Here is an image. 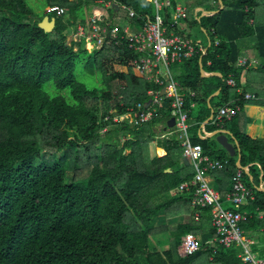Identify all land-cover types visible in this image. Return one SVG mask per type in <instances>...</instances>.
<instances>
[{"label":"trees","instance_id":"1","mask_svg":"<svg viewBox=\"0 0 264 264\" xmlns=\"http://www.w3.org/2000/svg\"><path fill=\"white\" fill-rule=\"evenodd\" d=\"M172 1L187 7L181 23L201 28L210 39L206 51L198 49L174 72L182 93L195 94L186 99V111L193 103L198 107V113L190 115L196 122L192 142L205 156L227 162L209 174L224 203L239 171L237 157L230 158L214 139H199L197 131L212 113L207 130H220L215 121L218 108L241 107L238 117L223 128L239 145L241 166L248 168L244 182L255 199L231 209L248 211L251 218L244 230L264 242V13L259 15L264 0ZM118 2L121 11L111 8L110 14L118 13L114 24L121 34L128 25L140 27L146 16H154L148 0ZM219 2L220 13L199 19L196 9L209 11ZM93 3L44 0L43 11L67 10L64 17L52 16L56 27L46 34L39 28L46 12L37 17L26 0H0V264H246L241 248L207 242L217 237L210 208L193 209L190 193L174 195L195 172L184 163L179 141L158 137L171 118V103L164 98V105L140 126L114 123L131 110L137 118L139 106L145 108L151 100L150 92L163 88L140 74L137 62L146 55L125 39L91 52L85 40L69 41ZM126 7L137 17L129 20ZM162 15L169 34L185 35L173 21L172 9ZM243 57L257 60L259 66H240ZM202 67L222 77H202ZM83 74L95 77L97 85L80 81ZM230 75L244 94L263 100L245 101L226 85ZM219 91L213 106L210 98ZM153 143L166 155L152 157ZM161 219H169V225L180 223L158 227ZM188 235L206 243L193 257L182 258L178 249ZM153 240L161 250L153 247ZM254 250L264 257L263 246Z\"/></svg>","mask_w":264,"mask_h":264},{"label":"built area","instance_id":"2","mask_svg":"<svg viewBox=\"0 0 264 264\" xmlns=\"http://www.w3.org/2000/svg\"><path fill=\"white\" fill-rule=\"evenodd\" d=\"M149 1L155 7V14L145 17L142 29L129 26L124 30V34H121V30L112 25L104 15L94 14L88 22L81 23L76 27L73 33L76 38L74 40H85L86 48L91 52L117 44L125 39L130 43L132 49L146 55L137 62L138 70L148 79V82L166 88V97L171 100V116L175 120V127L173 132H169V135L179 141L184 159L190 163L195 172L192 180L175 189L174 195L190 193L193 209L197 211L211 209V226L216 230V243L226 249L241 248L240 257L246 264H264V257L255 252L254 243L243 228V224L250 220L251 214L248 211L223 209L218 193L210 185L209 174L223 169L227 162H220L205 156L201 146L193 144L190 135L189 115L186 111V99L181 93L180 86L169 73L170 65L190 60L198 53V49L202 50L201 46L190 38L178 34L168 35V27L165 25L162 15L163 11L166 8L172 9L173 21L177 24L185 19L187 8L179 3L174 5L172 0ZM94 3L99 6V9L108 10L117 3V0H94ZM128 12L131 18H136L138 15L134 9H128ZM47 14L61 18L67 14V10L52 7L48 8ZM252 24H254L253 21ZM218 43L219 39L216 40V44ZM254 63H256L254 60L249 61L246 57L239 61L240 66L243 67L254 66ZM162 70H166L164 74H162ZM225 83L229 88L237 89L238 94L244 96V100L247 102L263 100L254 94H244L242 89H238V82L233 75H230ZM151 96V107L154 108L152 112H144L143 105H140L141 113L137 118L134 117V110H131L128 117L114 118V123L129 122L133 126L148 123L157 108L163 105V96L159 92H151ZM191 96L195 95L192 93ZM240 113V106L226 104L217 110L215 121L220 128L231 123ZM165 137L163 136L162 139ZM244 173L247 174L246 171L239 169L235 177L232 178V187L226 196V202L231 206H243L255 199L254 191L244 182ZM262 188H264V184L260 185V189ZM263 217L264 214L261 215V218ZM199 219L200 216L197 212L195 220L199 221ZM202 247V240L197 236L188 235L183 238L178 253L182 258H190L196 255Z\"/></svg>","mask_w":264,"mask_h":264},{"label":"crops","instance_id":"3","mask_svg":"<svg viewBox=\"0 0 264 264\" xmlns=\"http://www.w3.org/2000/svg\"><path fill=\"white\" fill-rule=\"evenodd\" d=\"M149 1V0H148ZM150 2V1H149ZM151 3V2H150ZM179 4H181V3H179ZM181 5H183V4H181ZM218 5H219V7L217 6V4H215V3H213V4H211L210 6H209V11L208 10H205L204 8H198V9H196V14L198 15V14H200L199 15V19L200 18H202V17H212V16H206V13H216V12H219V10H221V5H220V2L218 3ZM184 6V5H183ZM186 7V6H185ZM121 8H122V5L121 4H119V2H118V0H117V3L116 4H114V6L112 7V9H114L116 12H118V11H121ZM187 8V7H186ZM110 9L111 8H109L108 10H105V9H99V6L98 5H96L95 3H93L92 5H91V8L87 11V12H92V14L90 15L91 17H92V15H94V14H98V15H104L105 16V18H107V20L112 24V25H114V26H116L115 24H114V22L116 21V19H118L119 18V15H118V13L116 14H114V16L112 17L111 16V14H110ZM128 9H133V8H131V7H126V9H125V11H124V13L126 12L127 14H128V19L130 20V19H134V18H131L130 17V15H129V12H128ZM153 11H154V14H155V7H154V9H153ZM263 13H264V9H262V11L260 12V16L262 17L263 16ZM153 14V15H154ZM90 17V18H91ZM90 18H86L87 19V21H85L84 23H86V22H88V20L90 19ZM164 18V17H163ZM82 22L80 21V23H78V25L79 24H81ZM179 24V26H180V29H183V30H185V35L183 36V37H187V38H190V36L188 35L189 33V31H191L192 29H195V28H197V37H198V41L196 42V43H198V44H200V46H201V48L202 49H204L205 51L210 47V39L208 38V36L202 31V29L201 28H198V27H188V26H186V25H184L183 23H181V21L178 23ZM77 25V26H78ZM144 25V24H143ZM143 25H141L140 27H138V26H135V25H128L127 27H129V26H132L133 28L134 27H137L138 29H142V27H143ZM126 27V28H127ZM76 29V28H75ZM74 28H73V30H75ZM73 33H74V31H73ZM170 34H175V33H170ZM169 34V30H168V35H170ZM179 35V34H178ZM182 36V35H181ZM191 39V38H190ZM256 63H258V66H259V62L257 61V60H254ZM180 64L181 63H177V64H172V65H170V67H169V73H170V75H171V77L174 79V81H175V78H174V72H175V70L176 69H178L179 67H180ZM257 66V67H258ZM201 75H202V77H209V76H218V77H222V75L221 74H219V73H217L218 75H212L213 73H209V72H207L206 70H204L203 69V67L201 68ZM165 71L166 70H162V74H164L165 73ZM141 74V73H140ZM142 75V74H141ZM246 75V71L244 72V76H243V78H242V83H243V86H244V83H245V76ZM143 76V75H142ZM145 77V76H144ZM147 79V78H146ZM147 81H148V79H147ZM176 82V81H175ZM150 83V82H149ZM177 83V82H176ZM178 84V83H177ZM156 85V84H155ZM179 85V84H178ZM160 87V86H159ZM181 89V88H180ZM163 90H164V88H163ZM163 90L162 91H157V92H155V91H152V92H155V93H160L162 96H163V105H164V98H166V100H168L170 103H171V100H169L167 97H166V94H163ZM243 91V90H242ZM181 93H182V91H181ZM183 95H184V97H185V99H187V98H191L192 96H191V94H192V92L191 91H185V93H182ZM194 94V93H193ZM219 94H220V91L219 92H217L212 98H210V100H212L211 102H212V105L213 106H215V105H217L218 104V101H217V97L219 96ZM251 94V93H250ZM195 95V94H194ZM150 96H151V92H150ZM195 97V96H194ZM194 97H192V98H194ZM151 99H152V96H151ZM210 100L208 101V103H210ZM150 101H152V100H150ZM152 104V103H151ZM162 105V106H163ZM147 106V105H146ZM161 106V107H162ZM171 106V105H170ZM161 107H158V108H161ZM143 108H144V106H143ZM152 107L150 106L149 108H144V112L145 111H149L150 112V109H151ZM219 109V108H218ZM188 112V115H189V126H190V135H191V130H192V128H195L196 127V122H194V121H192V119H190V115H192V114H197L198 113V107L193 103V104H191V106H190V109L187 111ZM170 114H171V111H170ZM211 117H212V115L210 116V118L208 119V120H206L202 125H201V128L197 131V136H198V138L199 139H201V140H203V141H205V140H207V139H214L215 141H216V137L217 136H215V137H213V134L214 133H219V134H225V133H229L230 135H231V133L229 132V130L227 129H225L224 130V128H223V126L222 127H220V130H216V131H213V132H210L209 133V131L207 130V127L209 126V124H210V122H211ZM173 118H172V116H171V118H170V120H169V122L172 120ZM263 120H264V117H263ZM213 121V120H212ZM168 122V123H169ZM168 126V125H167ZM175 127V126H174ZM174 127L172 128V129H169L168 127L164 130V133H160V135L158 136L159 137V139L160 140H162V141H171V140H176L175 138H174V136H171V135H169V132H173V129H174ZM259 131L261 132V131H263V126L262 125H260V127H259ZM163 136H166L164 139H162V137ZM191 137H192V135H191ZM227 138H229L228 136H227ZM233 141H235V140H233L232 139V135H231V138H229V143L230 144H232V145H235V142H233ZM153 144H156V147H157V143H153ZM157 149V151L159 150V151H161V152H163V154L161 155H157L158 157H163V156H165L166 155V152L164 151V150H162V149H160V148H156ZM156 156V155H155ZM190 166V165H189ZM209 180H210V185L212 186V178L209 176ZM262 185H263V183H261ZM212 188H213V186H212ZM216 191V190H215ZM217 192V191H216ZM218 193V192H217ZM225 204H228V202H226V198H225V202H224ZM222 204V203H221ZM232 208V207H231ZM231 208H227V209H231ZM246 232V235L253 241V243H254V245H253V247H255V246H260V247H262L263 246V248H264V242L263 241H261L260 239H259V237H257L258 235L256 234V233H253V232H250V233H247V231H245ZM254 234V237L255 238H253V237H251L252 235ZM200 240H202V242H204V243H206V240L204 239V238H202V237H198ZM216 241V238L215 239H211V240H208L207 242L208 243H213V242H215ZM214 245V244H213ZM259 255H261V253H259Z\"/></svg>","mask_w":264,"mask_h":264},{"label":"rangeland","instance_id":"4","mask_svg":"<svg viewBox=\"0 0 264 264\" xmlns=\"http://www.w3.org/2000/svg\"><path fill=\"white\" fill-rule=\"evenodd\" d=\"M26 1H27V6L35 13V15L37 17H41V16H43L44 12H46V13L48 12V9H46L45 11H43L42 5H43L44 0H26ZM85 14H86V18L88 19V18L91 17L90 15L92 14V12H86ZM52 16L54 17L55 15H49L48 14V17L52 18ZM87 19H86V21H87ZM188 33H189L188 35L190 36V38L196 43L198 41L197 28L192 29ZM68 39H69L70 42H72L76 38H75L74 34H71V35H69V38ZM257 66H258V63H254V67H257ZM116 69L117 70L126 71L127 70V67H116ZM80 81H82L83 83H85L89 87L94 86V84L97 85V83H98L97 82V79L95 77H89V76H86L84 74L81 75ZM159 130H162V129L160 128ZM156 148H157L156 147V144H152L150 146V154H151L152 157H154L155 155L156 156L157 155H160V153L157 151ZM221 206H222L223 209H227L228 207L229 208L233 207L229 203L228 204L222 203ZM170 223H171V221L169 219H165V220L164 219H161V220L158 221L157 226L160 227L162 224H164V225H168V226H171V227H175L180 222L173 223V225H169ZM153 247L161 250V247H160L159 243L156 240H153ZM178 251H179V249H178Z\"/></svg>","mask_w":264,"mask_h":264},{"label":"water","instance_id":"5","mask_svg":"<svg viewBox=\"0 0 264 264\" xmlns=\"http://www.w3.org/2000/svg\"><path fill=\"white\" fill-rule=\"evenodd\" d=\"M220 5H221V10H223L222 2H220ZM220 11L216 12V13H206V16H214V15L220 13ZM55 27H56V20L55 19H51L49 17H45L43 22L39 24V28L42 31H44L46 34H51L54 31ZM212 75H218V74L217 73H213ZM166 91L167 90L165 88L163 90V94H166ZM151 103H152V101H149L148 105L146 106V108H149L151 106ZM210 120L211 121L213 120V113H212V117H211ZM174 126H175V120L172 119L168 123L167 127L169 129H172ZM215 136H217L216 137V142L221 146L222 149H224L225 153L230 158H236L237 157V163H236L237 168L240 169V170L246 171L248 173V169L247 168H243L241 166V151H240L238 143L236 141H233V142H235V145H232V144L229 143V138H231V135L229 133H225V134L214 133L213 137H215ZM227 136L229 138H227ZM184 163L187 164L188 166L190 165V163L187 160H185ZM170 171L171 170H167V172H170ZM262 189H264V188H262ZM212 247H215V245H212Z\"/></svg>","mask_w":264,"mask_h":264},{"label":"bare ground","instance_id":"6","mask_svg":"<svg viewBox=\"0 0 264 264\" xmlns=\"http://www.w3.org/2000/svg\"><path fill=\"white\" fill-rule=\"evenodd\" d=\"M158 152H159L161 155L163 154V152H161V151H159V150H158Z\"/></svg>","mask_w":264,"mask_h":264}]
</instances>
